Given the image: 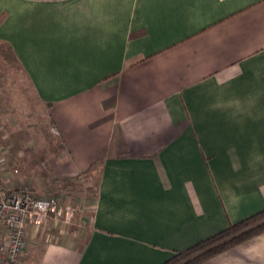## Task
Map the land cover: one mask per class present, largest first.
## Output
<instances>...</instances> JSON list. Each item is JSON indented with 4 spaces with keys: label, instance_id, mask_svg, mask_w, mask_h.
<instances>
[{
    "label": "crops",
    "instance_id": "obj_1",
    "mask_svg": "<svg viewBox=\"0 0 264 264\" xmlns=\"http://www.w3.org/2000/svg\"><path fill=\"white\" fill-rule=\"evenodd\" d=\"M0 61L52 145L4 187L98 176L25 264H164L264 210V0H0ZM203 264H264V233Z\"/></svg>",
    "mask_w": 264,
    "mask_h": 264
},
{
    "label": "rangeland",
    "instance_id": "obj_2",
    "mask_svg": "<svg viewBox=\"0 0 264 264\" xmlns=\"http://www.w3.org/2000/svg\"><path fill=\"white\" fill-rule=\"evenodd\" d=\"M7 71V64L0 61V156L5 160L3 169H8L9 166L13 165L20 171V169L33 167L32 165L30 167L26 165L28 159L25 153L28 150H30L32 158L36 159L34 160L35 163L36 161L37 163L43 161L45 158L44 154L51 152L52 149L49 148H52V145L46 141L47 136H49L50 124L45 118L44 112L42 114L37 113L38 111L36 112L33 108H28V110L33 111L29 117L26 118L23 115L26 109L23 105L24 103L21 105V102L26 99L31 100L32 94L29 89L18 86V84L22 85L20 76H17V79H11L9 77L10 73ZM23 117L24 119H22ZM28 122L32 123V125L29 126ZM25 124L27 125L25 126ZM27 146L30 147L28 148ZM37 166L34 167L39 168ZM32 177L36 178L35 176ZM85 179L83 178V181L79 179L80 183L76 181L66 183L69 188L64 192L59 190V186L56 184V186L51 185L47 188L42 187V191L36 194L39 197H55L63 206H66L70 200L67 197L72 195H78L81 198H93L98 184V176H89L87 182ZM76 189L80 191H75ZM17 190L31 192L28 187H19ZM70 201L72 202V200Z\"/></svg>",
    "mask_w": 264,
    "mask_h": 264
},
{
    "label": "built area",
    "instance_id": "obj_3",
    "mask_svg": "<svg viewBox=\"0 0 264 264\" xmlns=\"http://www.w3.org/2000/svg\"><path fill=\"white\" fill-rule=\"evenodd\" d=\"M53 133H57L52 129ZM0 156V264H25L27 230L49 221L73 224L75 210L55 197H39L27 190L8 191Z\"/></svg>",
    "mask_w": 264,
    "mask_h": 264
},
{
    "label": "trees",
    "instance_id": "obj_4",
    "mask_svg": "<svg viewBox=\"0 0 264 264\" xmlns=\"http://www.w3.org/2000/svg\"><path fill=\"white\" fill-rule=\"evenodd\" d=\"M264 233V210L176 253L164 264H203Z\"/></svg>",
    "mask_w": 264,
    "mask_h": 264
}]
</instances>
